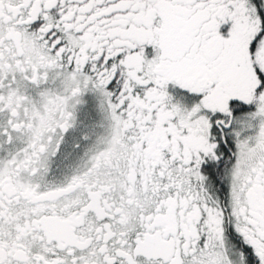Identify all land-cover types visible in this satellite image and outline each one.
I'll return each mask as SVG.
<instances>
[{
	"label": "snow or ice",
	"instance_id": "1",
	"mask_svg": "<svg viewBox=\"0 0 264 264\" xmlns=\"http://www.w3.org/2000/svg\"><path fill=\"white\" fill-rule=\"evenodd\" d=\"M0 264H264V0H0Z\"/></svg>",
	"mask_w": 264,
	"mask_h": 264
}]
</instances>
